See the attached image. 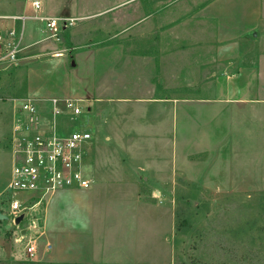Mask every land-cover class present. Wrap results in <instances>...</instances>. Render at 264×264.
Segmentation results:
<instances>
[{"label":"rangeland","instance_id":"obj_1","mask_svg":"<svg viewBox=\"0 0 264 264\" xmlns=\"http://www.w3.org/2000/svg\"><path fill=\"white\" fill-rule=\"evenodd\" d=\"M66 1L72 2V7L75 4V9L80 5L85 9L68 12L71 16H76L77 20L66 28L59 40L52 39L44 32L38 41L27 34L23 43L21 36L22 48L17 60L0 64V191L4 188L12 165L10 136L16 106L23 99H33L49 106L48 99L71 96V87L78 89L79 80L82 81L83 78L85 83L86 77L92 75L86 67L82 68V63L73 54L74 42L105 45L110 49L113 47L112 43L118 42L123 52L128 51L129 42L130 48L135 47L133 50L139 53L154 51L152 47H157L159 38L180 39L174 46L184 55H181L184 58L182 64L177 63L182 68L178 80L186 84L192 76L199 79L193 87H186L183 91L191 95H214L210 92L214 81L215 95H226L235 103L239 96L240 40L259 35V18L263 16L264 20V0H119V12L114 14L95 11L96 5H108L110 0H64L58 4L65 5ZM117 16L118 25L114 18ZM112 20L114 27L111 26ZM97 22H102L105 28H96ZM17 31H21L20 27ZM199 38L214 40V53L215 49L222 53L227 44V57L231 62L230 68H227V76L216 73L209 80L204 78L207 81L203 84V78L196 70V54L194 53L193 60L186 59L194 49L190 43ZM206 48L211 49V45ZM226 77V84L231 89L229 92L224 88ZM134 80L137 86L141 84L139 78L135 77ZM180 89L182 88L178 91ZM149 106L146 102L132 103V110L124 114L130 122L125 127L138 131L134 143L122 142L124 146L128 149L134 146V150L150 154V162H146L150 166L164 167L175 160L177 167L186 171L185 175L192 176L201 167L207 170L208 175L218 171L214 149L216 135L211 122L207 120V114L204 117L201 112L195 113L192 108L193 116L188 121L187 115H182L183 111L180 109L174 120L169 104L167 109H162L164 115L154 127L153 122H150L152 109ZM40 110L46 125L51 117L50 107L44 111L41 106ZM229 110L233 118L230 120L227 117V163L221 168L227 171V182L223 183L227 188L202 189L198 187L204 184L196 181L195 184L190 183L197 188L164 190L173 220L167 240L162 241V244L167 243V261L158 262V259L153 260L143 252L147 247L145 242L154 241L155 236L162 237L166 227L147 228L140 220H136V223L129 220L132 227L127 232L130 233L128 238L131 241L129 249L132 262L264 264V188L242 187L245 183L240 181L241 171L255 170L257 158H247L240 154L239 121L234 118H238V105H233ZM83 111L73 120H69L71 118L68 113H63L59 117L63 122L58 130L70 131L69 121L82 125L81 122L86 121V117H82L85 113ZM100 159L104 161L102 156ZM188 179L192 181L191 178ZM205 184L215 185L212 182ZM33 198L35 197L30 196L28 200ZM130 206L132 210L136 207L135 203ZM163 246L161 245V249ZM133 249L134 255L131 254ZM0 264L54 263L21 255L19 246H15L12 241L11 228L6 221L0 220Z\"/></svg>","mask_w":264,"mask_h":264},{"label":"crops","instance_id":"obj_2","mask_svg":"<svg viewBox=\"0 0 264 264\" xmlns=\"http://www.w3.org/2000/svg\"><path fill=\"white\" fill-rule=\"evenodd\" d=\"M40 1L41 12L50 15L71 16L68 12L84 8L80 5L75 9V4L72 7V2L69 1H66L65 5L58 4L64 0ZM120 3L119 0H110L108 5L100 3L96 5L95 11L118 13ZM52 10L55 12L52 13ZM20 14H23L21 19L11 20V16ZM262 17L259 18V35L243 37L239 43V96L238 102L234 101L235 103L226 95H215L214 81L210 91L214 95H191L183 91L186 87H193L199 79L192 76L186 84L178 80L182 68L180 69L177 63L181 65L184 58L181 56L183 52L174 46L180 39L159 38L157 47H152L154 51L145 50L139 53L133 50L135 47L130 48L129 42L127 52H123L118 42L112 43L111 49L105 45L94 46L83 41L73 43V54L82 63V68L86 67L90 75L92 74L86 77L85 83L83 78L82 81L79 80L78 89L71 87V96L85 99V113L82 117H86V121L81 122L82 125L69 121L70 129H85L91 133V139L84 147L82 171L92 180V184L88 188H62L49 198L45 210L44 234L38 247V260L54 264H149L144 260L137 263L131 261V241L128 238L130 233L127 230L130 231L132 225L129 220L135 223L140 220L147 228L166 227L162 237L155 236L154 241L145 242L147 247L143 252L153 260L158 259V262L167 261V243L162 244V241L167 240L173 220L164 190L193 187L191 183L195 184L196 181L204 184L198 187L202 189L227 188V185H223L227 182V171L221 168L227 163V117L230 120L233 118L229 109L235 104L238 105V118H234L239 121L240 154L247 158H257L255 170L241 171L240 181L245 183L242 187L264 188ZM114 18L115 24L118 25V16ZM12 24L16 28L20 27L23 43L27 34H30L34 41H38L39 36L46 32L44 23L33 16L29 0H0V29L4 31ZM113 24L112 20V27ZM95 27L104 29L105 25L97 22ZM65 30L62 31L61 37ZM190 44L194 49L186 59L193 60V55L196 54V70L203 78V84L216 73L227 76V68H230L231 63L227 57V44L222 53L216 49L214 53L215 42L210 38H199ZM210 45L211 49H207ZM135 77L140 80L141 84L138 86ZM204 78L207 80L204 81ZM226 81L227 77L224 78V88L229 92L231 89ZM179 88H182L181 91H178ZM142 102L148 103L152 109L150 122H153L154 127L164 115L162 109H167L169 104L174 120L177 119L180 109L183 111L182 115H187L188 121L193 116L192 108L195 113L201 112L204 117L207 114V120L211 122L216 135L214 149L218 171L208 175L207 170L201 167L192 176L185 175L186 171L178 168L175 160H171V165L168 162L164 167L150 166L146 164L147 161L150 162V154L134 150V146L130 149L124 146L122 142L134 143V137L138 133L135 129L125 127L130 122L124 114L132 110V103ZM37 104L39 109L42 106L44 111L49 107L46 104ZM41 118L43 122L42 115ZM48 120L50 121L46 125L43 123L45 126H50L51 118ZM61 122L63 121L59 118L58 128ZM101 156L104 161L100 159ZM9 177L10 173L6 183ZM206 182L215 185H207ZM131 203L136 205L134 210L131 209ZM46 242L50 244L49 249L45 247ZM161 245H164L163 249ZM134 253L135 249L131 254Z\"/></svg>","mask_w":264,"mask_h":264},{"label":"built area","instance_id":"obj_3","mask_svg":"<svg viewBox=\"0 0 264 264\" xmlns=\"http://www.w3.org/2000/svg\"><path fill=\"white\" fill-rule=\"evenodd\" d=\"M33 16L44 23L47 35L54 40L73 25L76 16L50 15L41 12L40 0H29ZM23 16H11L15 21ZM22 48V37L14 24L0 29V64L12 63ZM51 115L50 126H45L41 110L33 99H23L16 106L10 147L12 166L10 177L0 191V212L7 215L12 230V241L19 246L21 255L37 259L38 247L45 228V210L49 198L59 189L68 187L88 188L92 180L83 174L85 144L91 133L85 129L58 130L59 117L68 113L70 118L79 116L85 99L77 96L48 99ZM34 196L32 200L28 197ZM22 214L21 220L15 219ZM22 230H24L22 232ZM46 249L50 247L45 243Z\"/></svg>","mask_w":264,"mask_h":264},{"label":"water","instance_id":"obj_4","mask_svg":"<svg viewBox=\"0 0 264 264\" xmlns=\"http://www.w3.org/2000/svg\"><path fill=\"white\" fill-rule=\"evenodd\" d=\"M21 218H22V214H20L18 217H16L15 222L18 223L21 220ZM6 219H7V215L0 212V220H6ZM23 231L24 230H22V232Z\"/></svg>","mask_w":264,"mask_h":264}]
</instances>
